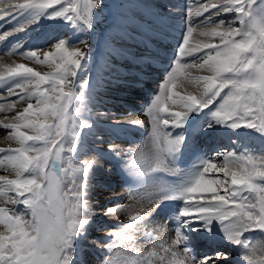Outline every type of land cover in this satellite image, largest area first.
I'll return each mask as SVG.
<instances>
[{"label": "snow or ice", "instance_id": "6c2138e0", "mask_svg": "<svg viewBox=\"0 0 264 264\" xmlns=\"http://www.w3.org/2000/svg\"><path fill=\"white\" fill-rule=\"evenodd\" d=\"M106 7L104 0H0L8 25L0 44L10 45L3 54L21 61L0 63V112L11 113L0 120L9 142L0 148V264H78L77 246L97 218L121 214L128 222L94 242L106 253L101 264H231L230 247L239 264H264V239L251 235L264 236V144L251 148L255 136L264 141V0H197L195 8L186 0L171 55L156 54L167 67L146 109L148 139L105 150L132 178L127 201L97 213L92 180L104 152L78 157L96 127L87 34ZM45 22L59 34L45 37ZM111 27L124 35L107 47L123 55L117 45L127 30L119 19ZM164 27L161 16L153 34L167 53ZM220 135L231 148L199 152V142ZM189 152L196 158L182 168ZM157 215L172 237L150 230ZM196 238L216 247L198 253Z\"/></svg>", "mask_w": 264, "mask_h": 264}, {"label": "bare ground", "instance_id": "6f19581e", "mask_svg": "<svg viewBox=\"0 0 264 264\" xmlns=\"http://www.w3.org/2000/svg\"><path fill=\"white\" fill-rule=\"evenodd\" d=\"M139 1L141 2V5H143L142 3L147 2V0ZM110 2L112 11L109 15L111 16V20L108 21L107 26L102 29L101 32L95 27L94 30L89 33L88 40L89 50L92 48L96 49V65L92 71L93 75L90 77L93 86V101L89 107L92 109V118L97 124L93 129L95 135L87 137L83 148V151L87 149L92 151L89 159H92L93 156L96 155L95 150L104 152L109 144H116L120 148L128 149L140 145L143 138H148V133L151 130V122L146 114V108H144L143 105L145 103L150 104L155 97L156 94L153 92L157 93L159 90V86L155 87V84L167 65L166 60L159 62L160 58H158L156 54L159 53V56L161 57L171 55L173 44L176 43L174 37L179 34L183 25L182 20L184 14H174V16L168 15L169 17H163L165 25L164 31L169 33L168 37L162 40L163 44L169 46L167 53H165V51L160 48L159 43L156 42L160 38L153 34V29L160 26L161 19L158 18V21L156 17L149 16V18L146 13L142 16V11H139L141 10V7L134 0H111ZM119 3H122L123 7H120ZM114 19H119L120 23L128 33V36H126L121 42L123 47H120V44L117 45L118 51L122 52L123 55H113L110 53L106 44L110 37L124 35L123 32L116 31L111 27ZM0 23V30H5L8 25H4L2 22ZM157 23H159V25H157ZM42 31L45 37L59 34L57 31L53 30L47 22H45ZM60 31H63V29ZM32 35L35 36V33ZM11 39L12 38H10V40ZM35 42L43 43V41H33V43ZM9 46V42L0 44V63H10L12 61L21 62L18 56L9 57L3 54ZM153 52H155V54H153ZM32 66L36 67L39 71L48 70L46 66ZM144 80L148 81L150 85L145 84L147 82L143 83ZM107 89L109 96L103 97L104 94H102V92ZM137 90H140V92L141 90L143 91L140 93ZM0 93H2V90H0ZM152 94H154V96H152ZM131 98H138V100ZM18 107L22 106L18 105ZM97 113H107V115L98 116ZM10 115L11 113L0 112V120H3L6 116ZM132 120L142 121L143 126H135L131 124L130 121ZM104 124H109V126L104 127ZM140 134H142V136ZM6 135L7 131L0 128V148H6L9 146V142L5 140ZM127 135H131L135 138L142 137V139L139 143H128L127 140L129 137ZM218 137V139L214 140L208 139L201 141L200 143H207L206 149H204L205 147L202 145V153H209L216 142L219 141L220 143H223L222 141L228 138L226 135H220ZM123 141H126V143ZM211 141L212 143L210 145L209 143ZM12 146L15 145L13 144ZM191 153L192 152H189L184 156L183 162L180 165L182 168L190 167L195 160V155H191ZM105 157L106 156L100 160L101 167L96 168L93 173L91 199L93 201L94 211L97 213L102 212V210L110 204H115L117 202L125 203L127 201V196H123V189L121 191V188H118V186L115 189V186L117 183H120V181L114 179L112 176L118 173V171H116L118 167L114 170L111 165L112 162H110L111 159ZM125 158L127 160V156H125ZM100 186L112 188V190L102 191L97 188ZM143 203L147 204V201H144ZM126 215L127 214H121L117 217L97 218L96 223L89 231L88 240L81 243L79 246L77 252L78 264H101V260L106 253L100 250L102 242H94L100 238L106 237L109 231L103 233H96L95 231L100 227L101 223L109 225L111 227L110 231L114 230L117 226H122L128 222V216ZM167 225L168 227L165 230V233H162L161 240L165 238V235L168 237H172L173 235L172 231H170L171 224L167 223ZM91 234H93L94 237H91ZM194 245L197 252L201 254L205 252L210 253L216 247V245H210L208 241L202 238H196L194 240ZM146 246L149 247V244ZM228 255L232 259L231 264H239L237 250L235 248L230 247Z\"/></svg>", "mask_w": 264, "mask_h": 264}, {"label": "rangeland", "instance_id": "374dc122", "mask_svg": "<svg viewBox=\"0 0 264 264\" xmlns=\"http://www.w3.org/2000/svg\"><path fill=\"white\" fill-rule=\"evenodd\" d=\"M110 1L111 0H104V2L107 4V7L104 8L103 12L99 13L97 15V17H96V26L95 27L99 30V32H101V30L104 29L107 26L108 21L111 20V16L109 15V14H111V11H112L111 10V2ZM134 1L137 2L139 4V6L141 7V10H139V11L140 12L142 11V13H143L142 16L144 15V13H146V14H148V17L149 16L156 17V19H158V18L161 19V16H163V17H169L171 15L174 16V14L175 15H177V14H184L185 6H186V0H147V2L142 3L143 5L140 4L141 2L139 0H134ZM187 2L192 3L193 6H194V8H195L194 3L196 4L197 0H187ZM121 4L122 3H119V6L120 7H121ZM169 13H170V15H169ZM159 19H158V21H159ZM150 21H152V20H150ZM157 25H159V23H157ZM98 30H97V32H98ZM87 39L89 40V34H87ZM175 44L176 43L173 44V47H174ZM95 50H96L95 48H92V49L89 50V60L85 64V68L90 70L88 72L89 77H91L93 75V72L92 71H93V68L96 65V58H95L96 57V51ZM153 54H155V52H153ZM159 62H162V60L160 59ZM166 67H167V65H166ZM163 74H164V71L162 72V75L160 76L159 80H157V83L155 84L156 85L155 87H158L160 85L159 83L162 82ZM145 82H147V83H145ZM106 83H108V82H106ZM143 83L150 85L149 82L146 81V80H144ZM108 89H111V88H108ZM108 89L104 91L105 93L102 92V94H104L103 97L109 96V94L107 93ZM137 91L140 92V90H137ZM142 91L143 90H141L140 93H142ZM153 93L154 94H157L158 92L157 93L156 92H153ZM154 94H152V96H154ZM131 99L138 100V98H131ZM149 105L150 104L145 103L143 105V107L147 109V107ZM96 126H97V124H96ZM106 126L108 127L109 124H104V127H106ZM140 135L142 136V134H140ZM218 138L219 137H217L215 139H218ZM141 139H142V137L141 138L140 137L139 138H135V137H132L131 136L130 138H128L127 141H128V143L134 144L135 142L136 143H139L141 141ZM147 139H148L147 137L145 139L143 138L141 144H143ZM224 140H226V141H224ZM224 140L222 141L223 143H220L219 141L216 142L215 145H214V147L211 148L209 154L211 153L212 150H215L217 148H223V147L231 148L232 147V145L229 143L228 138L227 139H224ZM123 142L126 143V141H123ZM211 143H212V141L209 144L211 145ZM246 143H248V142L246 141ZM206 144L207 143H200L199 142V144H198V150H199L200 153H202V150H201L202 149V145H204V147H205L204 149L207 148V145ZM262 144H264V141H261V139L258 136H255L253 138L252 142H251V148L254 149V150H256V151H259L260 148H261V146H262ZM91 152L92 151L89 150V149L82 151V153L78 157V161L89 160V157L91 155ZM191 155H194V154L191 153ZM104 156H105V154H104ZM105 158H107V159L110 158L111 159V161L110 160L109 161L112 162L111 165H112V168L114 170L118 167L116 169V171H118V173L117 174H114L112 176L114 179L120 181V183H117V185L115 186V189L118 186V188H121V191L123 189V191H122L124 193L123 196L124 195L127 196V191L126 190L129 188L130 184L133 183V182H132V178H130L127 175V173L123 171V161H120L121 162L120 163L119 160L117 161V159L115 157H109V155L107 157H105ZM124 160H126V158H124ZM122 182H123V184H122ZM97 188H99V190H102V191H110V190H112V188L101 187V186L100 187H97ZM126 216H128V215H126ZM161 217H162L161 215L160 216L159 215L155 216L154 219H153V223L150 225L151 227L149 226L150 227V230H153L154 231V234L156 236L158 235V237H159L161 235L159 237L160 239H162L161 237L165 233V230L168 227L167 222L165 221V219L163 217L162 218ZM110 230H111V227L109 225H105L102 229H100L99 231L96 230L95 232L96 233H100V232L103 233V232H107V231H110ZM95 232H93V233H95ZM251 235H254L257 239H264V236H262L260 233H253ZM91 237H94V235L91 234ZM137 242H138L137 243V247H139L141 251H145L147 249L148 246H146V245L148 243H147V241L144 239V237L142 235H138ZM79 246H80V244H78V246H77V252L79 250ZM142 246H143V248H142Z\"/></svg>", "mask_w": 264, "mask_h": 264}]
</instances>
